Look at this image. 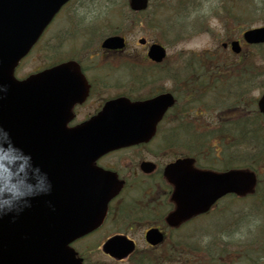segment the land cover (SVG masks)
<instances>
[{"label":"flooded vegetation","instance_id":"flooded-vegetation-1","mask_svg":"<svg viewBox=\"0 0 264 264\" xmlns=\"http://www.w3.org/2000/svg\"><path fill=\"white\" fill-rule=\"evenodd\" d=\"M189 18L192 23L177 26L203 30L207 35L206 9L202 13L194 11ZM238 39L243 49L238 55L232 53L230 39L222 43V51L227 55L218 71H207V47L201 54H174L156 63L148 57L150 44L156 43L152 41L141 46V51L129 50V57H135L140 65L130 71L116 70L112 62L113 54L124 51L102 50L104 57L99 54L77 57L86 78L82 85L85 96L73 107L69 126L88 122L108 101L119 97L130 100L140 97L141 101H147L169 92L175 98V104L156 123L154 135L147 144L110 153L98 162L100 167L117 173L124 182L121 193L109 204L105 223L109 220L116 234H124L123 229L127 228V235L136 233L137 239L141 237L143 252L137 246L136 256L145 262L138 264H163L162 259H168L165 254L180 251L179 242L174 247L171 241L183 226L173 229L165 222L173 209V188L164 177L169 163L192 158L199 169L250 170L261 179L259 186L264 196V113L260 107L264 95V55L249 54L250 46ZM126 41L128 50L127 38ZM69 59L60 56L51 65ZM207 77L219 79L220 92L214 102L207 92ZM196 136L199 140H208L207 154H190V148L188 153L183 151L181 141L193 144ZM167 143L173 144L170 151L165 150ZM261 216L264 219V214ZM153 228L165 235L161 245L151 246L145 241V233Z\"/></svg>","mask_w":264,"mask_h":264},{"label":"water","instance_id":"water-1","mask_svg":"<svg viewBox=\"0 0 264 264\" xmlns=\"http://www.w3.org/2000/svg\"><path fill=\"white\" fill-rule=\"evenodd\" d=\"M68 1L0 0V133H7L9 138L4 141L0 140V154H15L16 150L20 149L23 153L18 154H25L28 159H31L32 154H63L73 150L79 153V150H85L96 157L107 151L138 143L144 139L143 105L116 103L105 109L98 125L81 128L79 134L73 135L80 142H58L53 148L50 147L49 141H40L31 147L28 130V119L32 113L30 98L43 99L45 87L44 84L35 86L32 82L17 83L12 77L13 69L27 55L56 13ZM130 1L133 10H141L147 6V0ZM245 39L248 43H263L264 28L246 32ZM103 46L110 50H119L125 47V42L120 37H112L107 39ZM233 47L236 52L239 51L236 43L233 44ZM150 56L156 61H161L165 56V51L162 47L155 45L150 51ZM69 70H73L70 65H63L54 71ZM47 77L48 74L45 72L37 76V79L42 81ZM32 89L37 93L33 94ZM155 101L165 107L168 105L164 101ZM167 103L171 104L172 101L168 100ZM2 133L1 135H3ZM77 152L71 153L76 173L78 168L76 162L80 159ZM61 158L54 156L50 159ZM55 169L59 171L55 172L53 179L59 181V176L62 177L65 173L60 171L63 167L59 165L55 166ZM45 173L51 182L49 176L54 173V170H47ZM5 176L0 174V183L1 180L6 181ZM166 176L176 189L173 197L176 210L167 218V222L171 226H177L194 215L207 212L219 198L228 193L241 195L247 193L256 182L255 176L251 173L232 171L216 174L199 171L194 169L193 162L189 160L178 161L170 165ZM98 182L102 183L100 180ZM79 224V227L70 230H54L52 236L46 239V243L43 240L42 251L39 252L36 248L32 249L29 254L24 255V258L27 261L30 259L31 263L36 261L35 264H79L74 261V253L67 246L87 232L91 221L83 219ZM0 225L10 227V224L3 222H0ZM148 237L150 240L153 239L154 243L161 240V236H158L156 231L150 232ZM2 238L4 241L14 240L12 232L8 230H0V241ZM8 244L9 249L0 252V264H23L13 243ZM133 250V242L123 237L111 239L104 246L105 252L117 258L126 257Z\"/></svg>","mask_w":264,"mask_h":264},{"label":"rangeland","instance_id":"rangeland-1","mask_svg":"<svg viewBox=\"0 0 264 264\" xmlns=\"http://www.w3.org/2000/svg\"><path fill=\"white\" fill-rule=\"evenodd\" d=\"M221 0H151V10L148 11L150 13L156 12V16H158V22L162 24V30L160 31L158 28L153 29L152 27L146 22L147 20H152V16L147 14L144 18L142 15L133 16L130 13L128 14L126 0H76L71 5H69L64 13H62L54 22L53 27H51V30L48 32V35L46 36V39L51 37L48 41L45 40V37L43 39V42L40 44L39 48L34 51L25 61L24 64L21 65L19 71L20 74H24L30 71H34L38 66H41L46 62V57L50 55L51 53L49 50L56 46L57 40H56V34H60L65 32L64 39L67 37H70L71 35V29L72 24L78 25V22H71L70 20L73 19L76 21L77 15L73 14L78 10V7H83L84 11L88 12V17L94 18L93 23L90 22V30H94L96 33L93 36H85L84 37V43L90 42V54H94L93 50L99 52V48L97 47L98 39H101V36L106 33H110L109 30L116 29L119 30L118 27H120L119 31H123V33L127 36L129 42L131 43V49L129 50H137L141 51V47L137 45V41L141 38H147V39H158L156 38L153 33H155L157 36L160 37V39L168 37V31H166V20L165 17H162L164 14L167 15V18H170L171 22L173 19L177 22L182 23H189L190 20L187 18L186 13L194 12V11H200L205 12L204 9L207 10V20H209V24L211 26V31L207 35H199L195 36L194 39L187 44H184L182 46H174L176 48H170L168 50V54H172L174 51L185 48V49H194V50H203L207 47V49H214L216 46H220V35L224 34V30L221 29L220 24L224 19H222L220 16L217 18L213 17V11H218L217 5ZM261 0H256V3L260 2ZM247 5V9L251 5H253L251 0H243ZM167 3V5H163ZM181 4L183 5V10L178 17L175 14H171L175 8ZM110 6V7H109ZM172 6V7H171ZM261 6V5H259ZM109 7V8H107ZM109 9V10H107ZM164 11V14L161 15V12ZM247 11V10H246ZM108 15V20L104 17V15ZM255 13L253 8H250L249 13L246 12L242 14L241 12H237L238 20L235 22L233 19L228 18V24L235 25L238 28H249V27H259L264 26V14H261L257 12ZM131 15V17H130ZM141 16L143 19H141ZM241 16V17H239ZM132 19V20H131ZM141 19V20H140ZM70 21V22H69ZM201 19L198 20L200 22ZM68 22V23H67ZM72 23V24H71ZM99 32L96 31V28ZM156 27V26H155ZM80 29L84 28H78L75 29V31H78ZM56 35V36H55ZM98 35V37H97ZM166 36V37H164ZM53 37H55L54 40ZM183 37V36H182ZM98 38V39H97ZM186 38V37H183ZM63 39V40H64ZM47 41V42H46ZM45 43L51 44V47H45ZM81 41V45H82ZM69 46L67 48L62 49L61 51L64 52L65 50H68L70 52L75 51V46H72V44L67 43ZM86 45V44H85ZM92 47L94 49H92ZM129 50L127 51L126 55L127 57H123V55H119L113 59L112 62L116 61V67L119 65H123L125 63H128L129 59H132L129 57ZM81 52V51H80ZM79 52V53H80ZM57 53V52H55ZM78 53V54H79ZM104 55L105 54H101ZM108 56V55H107ZM97 59V58H94ZM92 59V60H94ZM91 60V63L93 62ZM98 60V59H97ZM100 64V63H99ZM128 67V66H127ZM36 70V69H35ZM209 85L212 87H216L218 85L213 84V78H208ZM137 96L140 95V92L136 94ZM228 203L226 202L225 205ZM241 203L237 204V207L241 206ZM221 206V205H220ZM223 209L222 206L219 210ZM227 217V216H226ZM225 220V219H224ZM234 221V220H232ZM252 222H241L237 221V223H232L233 225L227 224L224 228L217 230L216 232H212L210 235H207V249L208 251L202 254H190V255H184L183 259L188 260L191 264H239L237 261V252L243 246L244 248H255L258 249V245L256 244H262V247L264 246V220L263 221H255L251 220ZM225 221H223L220 218L217 217H207V228L214 231L216 228L220 227ZM241 222V223H240ZM137 238V234L135 236ZM138 239L140 242L142 240L140 239V236H138ZM96 239H88L81 244L84 248L87 247L89 249L86 250L85 256L87 257L89 263H92L94 261L99 260H105L106 264H128V263H116L114 260H110L107 256H103L99 252H95L93 249V252L91 253L90 244L94 242V244L98 243L95 242ZM80 244H77V247L80 246ZM257 246V247H256ZM142 247V244H141ZM83 248V249H84ZM105 257V258H104ZM248 263L250 261L248 260ZM257 264H264V258L262 261L257 262Z\"/></svg>","mask_w":264,"mask_h":264}]
</instances>
